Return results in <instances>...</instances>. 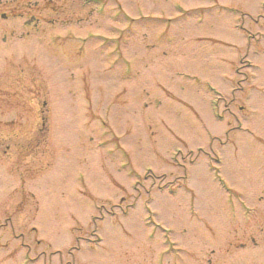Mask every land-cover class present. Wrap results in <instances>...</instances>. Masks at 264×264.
I'll return each instance as SVG.
<instances>
[{
	"label": "rangeland",
	"instance_id": "obj_1",
	"mask_svg": "<svg viewBox=\"0 0 264 264\" xmlns=\"http://www.w3.org/2000/svg\"><path fill=\"white\" fill-rule=\"evenodd\" d=\"M263 15L0 0V264H264ZM239 86L220 145L213 100Z\"/></svg>",
	"mask_w": 264,
	"mask_h": 264
},
{
	"label": "flooded vegetation",
	"instance_id": "obj_2",
	"mask_svg": "<svg viewBox=\"0 0 264 264\" xmlns=\"http://www.w3.org/2000/svg\"><path fill=\"white\" fill-rule=\"evenodd\" d=\"M254 20L257 21L258 19L254 18ZM240 60H241V62H243L242 59H240ZM237 71L241 72L239 70H237ZM243 90H244V88L242 86H239V88L237 90L234 87V88H232V91H230L229 97H225V96L224 97H220V96L217 97V105H220V103L223 105L222 111L220 110V112H219V116L220 117L226 116L227 117V121H228V123H227L228 124L227 131H225V138L226 139H227V137L229 135V132H231L232 129H235L236 127L240 126V125L239 126L230 125L231 124V120L229 119V117H231V119L234 118V119L239 121V116L238 115H241L240 111L246 110V107L244 106L242 101H239V100H241V97L244 98V97L247 96V94L244 93ZM237 91H239V92H237ZM215 138L219 141L220 145H226L228 143V140H229V139L226 140L224 138H220L217 135L213 136V140ZM208 155H209L210 158L218 160L217 159L218 156H216L215 154L213 155L211 153H208ZM184 230L185 229H183L182 231H184Z\"/></svg>",
	"mask_w": 264,
	"mask_h": 264
}]
</instances>
